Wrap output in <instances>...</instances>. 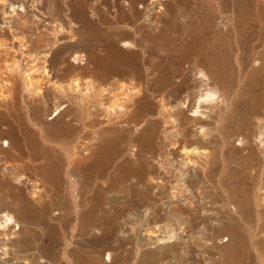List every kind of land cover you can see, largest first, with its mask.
<instances>
[{
    "label": "rangeland",
    "instance_id": "rangeland-1",
    "mask_svg": "<svg viewBox=\"0 0 264 264\" xmlns=\"http://www.w3.org/2000/svg\"><path fill=\"white\" fill-rule=\"evenodd\" d=\"M0 220V264H264V0H0Z\"/></svg>",
    "mask_w": 264,
    "mask_h": 264
},
{
    "label": "bare ground",
    "instance_id": "bare-ground-1",
    "mask_svg": "<svg viewBox=\"0 0 264 264\" xmlns=\"http://www.w3.org/2000/svg\"><path fill=\"white\" fill-rule=\"evenodd\" d=\"M134 10V9H133ZM135 15V14H134ZM142 22V21H141ZM144 25V24H143ZM110 30V29H109ZM108 32V31H107ZM124 34V33H123ZM118 35V34H117ZM107 37V36H106ZM128 38V37H127ZM128 41V40H127ZM125 44V43H124ZM135 45V44H134ZM144 51V50H143ZM105 53V52H104ZM87 55V54H86ZM85 56V55H84ZM84 56H83V53H81L79 50H76V51H74L73 53H72V55H71V57H72V60L75 62V63H77V62H80V61H83L85 58H84ZM152 59V58H151ZM87 61V60H86ZM85 61V62H86ZM89 61V60H88ZM195 62V61H194ZM84 64V63H83ZM183 65V64H182ZM190 65H188V67H189ZM197 67L199 66V65H196ZM152 65H148L147 66V69L146 70H151L152 69ZM187 67V68H188ZM191 67V66H190ZM139 69V68H138ZM181 69H184V68H181ZM135 69H133V64L131 63V62H124V63H119V64H111V63H106L105 64V67H104V69L103 70H100L99 72H98V76L102 79V80H107V79H109L111 76H117L118 78H116V79H119V77H132V80H135L136 81V77L134 76V74H133V71H134ZM204 70V69H203ZM143 71H144V69H143ZM174 71H175V69H174ZM190 71V70H189ZM156 72V71H155ZM188 71H184L183 73H181V74H177V75H175V76H177L180 80H184L185 82H186V88L184 89V92H183V95L180 97V98H178L177 100H176V104H175V106H176V108L174 109V111H173V113L175 114V115H177V114H183V115H187V112H189V111H193V113H198L199 115H203V107H204V105H205V98L206 97H208L209 95H211L212 96V100H213V98H214V92L212 91V89L208 86V84H209V81H208V77H207V75H205L203 72L201 73L200 72V75H198L196 78H194V79H189L188 78V73H187ZM157 73V72H156ZM196 73V72H195ZM150 75V74H149ZM156 75V74H155ZM174 75V74H173ZM170 77V76H169ZM154 79V78H153ZM140 80H142V81H145V80H143V79H141L140 78ZM175 80V79H174ZM179 80V81H180ZM96 81V80H95ZM141 81V83H142V85L143 86H145L144 85V83L145 82H142ZM94 82V81H93ZM92 82V83H93ZM97 82V81H96ZM124 82V81H123ZM213 83V82H212ZM108 84V83H107ZM94 85V84H93ZM112 85H113V83H112ZM178 85V84H177ZM175 86V85H174ZM96 87V86H95ZM95 87H93V88H95ZM110 87V86H109ZM113 87V86H112ZM116 87V86H115ZM97 88V87H96ZM117 89H119L120 91L119 92H117L118 90ZM145 89H149L150 90V92H152L151 94L152 95H158L159 96V103H160V109H159V116L161 117V118H163L162 119V121L164 120L165 121V112H167V111H165V80L163 81V83L161 84V85H157L156 87H154V88H144V87H142L141 89H139L140 91H139V93L138 92H135V93H130L131 91H128V93H127V89H126V86H125V84H120V86H118V87H116V88H114V91L113 90H110L111 92H112V94H111V98L113 99V102L111 103L112 105H117L119 108H121L123 111L125 110L126 111V115H125V118H126V120H130V116H128L129 114H128V112H129V106H135V105H138L140 102H141V99H140V97H138L139 95L138 94H140V92H144V90ZM106 90V88H104V91ZM108 90V89H107ZM121 90H122V92H121ZM168 90V89H167ZM90 91V90H89ZM92 91V90H91ZM103 91V90H102ZM103 91V92H104ZM106 92V91H105ZM108 93V92H107ZM106 93V94H107ZM110 93V92H109ZM125 93H127V94H125ZM91 94V93H90ZM93 94V93H92ZM168 94V96L170 95L169 93H167ZM108 95V94H107ZM121 95H123V96H121ZM86 96V95H85ZM98 96V95H97ZM90 97H91V95H90ZM171 97V96H170ZM106 98V97H105ZM120 98H122L121 100H120ZM152 98V97H151ZM96 99V98H95ZM174 99V98H173ZM214 99H217V98H214ZM120 100V102L118 103V101ZM99 101V100H98ZM108 101H110V100H108ZM212 102V101H211ZM215 102H217L216 100H215ZM108 103V102H107ZM118 103V104H117ZM110 104V105H111ZM167 104V103H166ZM103 105V104H102ZM172 105V104H171ZM215 105H217L216 103H215ZM101 106V105H100ZM108 106H109V104H108ZM208 106V105H207ZM211 106V105H210ZM113 107V106H112ZM89 108V107H88ZM169 108V107H168ZM171 108V107H170ZM208 108V107H207ZM97 109V108H96ZM206 109V108H205ZM204 109V110H205ZM215 109V108H214ZM61 110V109H60ZM166 110H167V108H166ZM208 110V109H207ZM168 111H169V109H168ZM116 112V111H115ZM204 112H206V110L204 111ZM192 113V114H193ZM207 113H208V111H207ZM209 113H211L210 112V110H209ZM128 114V115H127ZM168 114V113H167ZM171 114V113H170ZM198 114H196V115H194V117L195 116H197ZM206 114V113H205ZM204 114V115H205ZM203 115V116H204ZM148 116V115H147ZM211 116V115H210ZM122 117V116H121ZM187 117V116H186ZM171 118V117H170ZM181 118V117H180ZM197 118V117H196ZM160 119V118H159ZM174 119V118H173ZM177 119V118H176ZM179 119V118H178ZM204 119H206L205 117H204ZM144 120V119H143ZM208 120V119H207ZM180 121V120H179ZM204 121V120H203ZM129 122V121H128ZM171 122V121H170ZM176 122V121H175ZM178 123V122H177ZM133 124H135V123H133ZM132 124V125H133ZM140 124V123H139ZM144 124V123H143ZM145 124H147V123H145ZM191 124V123H190ZM130 125V124H129ZM137 125V124H136ZM177 125V124H176ZM203 125V124H202ZM196 126V125H195ZM199 126V125H198ZM201 126V125H200ZM197 127V126H196ZM206 127V126H205ZM204 127V128H205ZM199 128V127H198ZM197 128V129H198ZM194 129V128H193ZM203 129V128H202ZM205 130V129H204ZM178 131V130H177ZM196 131V130H195ZM209 131V130H208ZM180 132V131H179ZM190 132V131H189ZM202 132H203V130H202ZM205 132H206V130H205ZM204 133V132H203ZM208 133V132H207ZM206 133V135H208ZM189 134H191V133H189ZM202 134V133H201ZM182 135H183V133H182ZM181 136V135H180ZM194 136V135H193ZM208 137V136H207ZM178 138V137H177ZM183 138V137H182ZM181 138V139H182ZM211 139V138H210ZM160 140H161V138H160ZM179 140V139H178ZM185 140V139H184ZM208 140H209V138H208ZM187 141V140H186ZM163 142V141H162ZM165 143V142H164ZM186 145V144H185ZM165 146V145H164ZM163 146V147H164ZM161 147H162V144H161ZM187 147V146H186ZM185 147V148H186ZM188 149V148H187ZM190 149V148H189ZM186 150V149H185ZM192 150V149H191ZM193 151V150H192ZM188 152V151H187ZM186 152V153H187ZM160 155V154H159ZM161 155H163V154H161ZM160 155V156H161ZM191 156V155H190ZM190 159V158H189ZM159 160V159H158ZM194 161V160H193ZM161 162H162V160H161ZM191 162V161H190ZM194 162H196V161H194ZM198 162V161H197ZM187 163V162H186ZM199 163V162H198ZM197 164V163H196ZM164 165V164H163ZM190 166V165H189ZM188 166V167H189ZM198 166V165H197ZM187 167V166H186ZM192 167V166H191ZM186 169V168H185ZM188 173V172H187ZM189 173H191V172H189ZM9 218H10V220L11 221H13V215L12 216H8V218H7V220L9 221ZM0 225H2V223H1V220H0Z\"/></svg>",
    "mask_w": 264,
    "mask_h": 264
},
{
    "label": "clouds",
    "instance_id": "clouds-1",
    "mask_svg": "<svg viewBox=\"0 0 264 264\" xmlns=\"http://www.w3.org/2000/svg\"><path fill=\"white\" fill-rule=\"evenodd\" d=\"M212 99V96L209 95L208 97L205 98V102H207L208 100ZM194 115L198 114V113H193ZM9 222H11L10 218H9Z\"/></svg>",
    "mask_w": 264,
    "mask_h": 264
}]
</instances>
